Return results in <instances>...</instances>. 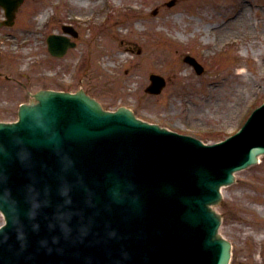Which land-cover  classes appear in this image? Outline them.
Returning a JSON list of instances; mask_svg holds the SVG:
<instances>
[{"label":"rangeland","instance_id":"1","mask_svg":"<svg viewBox=\"0 0 264 264\" xmlns=\"http://www.w3.org/2000/svg\"><path fill=\"white\" fill-rule=\"evenodd\" d=\"M46 1L25 0L16 25L1 28L22 39L31 34L28 30L19 34V27L33 30L40 25L39 32L32 31V45L18 49L35 52L34 60L42 61L47 54L46 37L56 31L61 33L62 25L69 22L64 14L67 3L79 6L82 13L99 10L105 3L61 0L57 11H53ZM106 1L105 7L111 6L109 20L104 23L107 10H102L101 19H95L87 28L75 25L78 44L64 59H53L52 64L40 68L35 63L29 74L19 76L22 80L28 78L26 87L17 88L5 79L0 119H16L19 101L34 100L35 89L76 91L79 86L100 99L106 108L127 104L138 109L139 115L212 141L237 129L264 98V0H177L173 7L166 5L169 0ZM38 3L54 13L51 20L41 23L40 15L34 17L37 8L33 6ZM126 3L139 9L126 8ZM244 5L249 9L251 37L242 40L244 28L230 24ZM154 8L160 9L156 16L151 14ZM228 36L237 41L226 43ZM98 44L103 51L97 49ZM188 51L205 64L208 71L204 75L196 76L183 62ZM1 53L11 57L9 47L2 48ZM116 54L125 57L121 60ZM102 57L107 69L101 66H105L103 63H95ZM3 60L0 56V63ZM21 61L23 57L10 69L5 65L0 69L17 76L16 69L23 67ZM47 72H53L54 77L46 79ZM150 72L169 79L163 93L151 95L145 91ZM7 91H13L12 95ZM221 130L224 133L218 132ZM223 198L219 206L224 215L221 230L235 245L232 264H264V158L262 163L241 171L236 183L224 189Z\"/></svg>","mask_w":264,"mask_h":264},{"label":"water","instance_id":"2","mask_svg":"<svg viewBox=\"0 0 264 264\" xmlns=\"http://www.w3.org/2000/svg\"><path fill=\"white\" fill-rule=\"evenodd\" d=\"M74 97L68 99L66 110L43 97L41 106L27 108L22 124L8 126L0 135V204L10 216L0 243V264H227L230 248L217 237L220 218L209 211L206 192L210 202L217 201L220 184L232 179L227 175L229 165L222 163V172L214 174L212 183L201 175L198 189L187 191L196 178L192 157L200 153V144L176 136L169 165L178 182L162 177L153 188L149 173L139 182H128L120 176L118 161L123 159L111 146L112 139L98 131L86 133L95 125L85 117L92 103ZM22 102L30 101L19 105ZM251 154L240 150L242 158ZM184 192L185 204L171 201L181 199ZM130 193L131 201L126 199ZM111 194L119 195L116 201L122 205L106 204L104 197ZM172 206L178 210L175 221L181 211L182 219L192 211L201 212L197 238L188 237L197 244L175 237L171 220L167 221L171 227L166 222L164 226ZM129 207L134 212L126 221L123 212L127 215ZM160 231L171 248L154 238ZM24 250L28 251L22 258L19 252Z\"/></svg>","mask_w":264,"mask_h":264},{"label":"bare ground","instance_id":"3","mask_svg":"<svg viewBox=\"0 0 264 264\" xmlns=\"http://www.w3.org/2000/svg\"><path fill=\"white\" fill-rule=\"evenodd\" d=\"M240 10V11H239ZM240 12V13H239ZM249 9L246 7V5L242 6L241 8L238 9V12H236L233 15V21L231 22L230 26L235 27V28H244V33L242 35V40L248 39L251 37L249 30V25L251 24L250 17L248 15ZM228 27V25H227ZM244 69L242 68L240 72H243ZM232 169V168H229Z\"/></svg>","mask_w":264,"mask_h":264}]
</instances>
